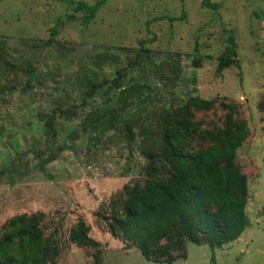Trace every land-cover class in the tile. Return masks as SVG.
Instances as JSON below:
<instances>
[{"label": "rangeland", "instance_id": "374dc122", "mask_svg": "<svg viewBox=\"0 0 264 264\" xmlns=\"http://www.w3.org/2000/svg\"><path fill=\"white\" fill-rule=\"evenodd\" d=\"M203 1L105 0L85 24L83 10L59 0H0V228L42 211L59 251L47 264H264V0ZM221 59L238 63L218 72ZM131 86L140 87L119 107ZM191 96L216 100L196 112L202 126L222 123L220 101L248 123L235 157L248 224L222 247L186 242L185 259L156 263L110 233L111 203L146 179L142 140L157 111ZM107 109L121 117L114 127L85 120ZM79 220L96 244L70 239Z\"/></svg>", "mask_w": 264, "mask_h": 264}, {"label": "trees", "instance_id": "16d2710c", "mask_svg": "<svg viewBox=\"0 0 264 264\" xmlns=\"http://www.w3.org/2000/svg\"><path fill=\"white\" fill-rule=\"evenodd\" d=\"M59 1L83 10L86 24L105 0L94 4L82 0ZM203 4L214 7L208 0ZM230 46L233 54V42ZM222 60L217 65L218 72L232 61ZM232 62L238 63L235 59ZM24 70L28 82L35 79L33 71ZM119 78L120 75L115 78L117 87ZM95 86L91 84L85 94L91 96ZM139 87L120 89L119 107L127 106L125 92ZM216 105L215 99L191 96L180 105L159 109L151 123L150 134L146 133L142 140L146 179L125 186L111 203L110 233L131 242L148 261L171 263L185 259L186 242L222 247L236 240L248 224L247 177L235 162L238 148L248 137V123L235 117L233 103L220 101L219 106L225 112L222 123L202 126L196 120V112L213 109ZM95 119L98 126L105 129L114 127L121 117L116 109H107L103 115L88 116L85 120ZM123 123L132 137L130 121L123 120ZM45 127L55 133L51 116L46 118ZM197 140L206 145L196 146ZM2 174L0 171V176ZM44 216L42 211L16 214L3 223L0 264H47L55 260L58 245L44 234ZM70 239L79 245L96 244L88 236L83 220L72 227ZM94 258L98 261L97 251Z\"/></svg>", "mask_w": 264, "mask_h": 264}]
</instances>
